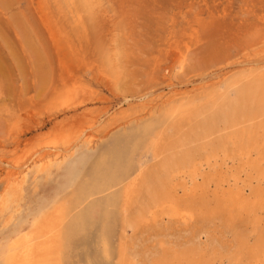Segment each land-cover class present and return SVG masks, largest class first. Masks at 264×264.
<instances>
[{
	"label": "rangeland",
	"instance_id": "1",
	"mask_svg": "<svg viewBox=\"0 0 264 264\" xmlns=\"http://www.w3.org/2000/svg\"><path fill=\"white\" fill-rule=\"evenodd\" d=\"M249 73H264V0H0V254L60 207L46 264H117L121 244L147 249L162 235L172 249L195 233L196 261L247 264L256 234L245 213L229 214L228 184L187 181L179 215L134 229L122 210L127 178L187 126L182 109ZM24 159L10 196L6 162Z\"/></svg>",
	"mask_w": 264,
	"mask_h": 264
},
{
	"label": "bare ground",
	"instance_id": "2",
	"mask_svg": "<svg viewBox=\"0 0 264 264\" xmlns=\"http://www.w3.org/2000/svg\"><path fill=\"white\" fill-rule=\"evenodd\" d=\"M85 1L79 0V3L84 5ZM245 79V82L240 83L241 79L232 78L225 82L222 90L207 93L204 99H198L200 102L193 108L188 106L191 110L182 109L178 120L186 119L187 126L170 133L168 141L160 148L155 146L153 158H158L157 161L151 166L148 164V167L140 164L134 170L136 174L126 179L122 210L124 228L134 229L149 219L153 222L158 221V218L170 219L179 215L181 206L178 207L180 201L176 193L178 189L185 191L187 181L191 184V190L208 185L210 181L215 183L217 189L228 184L231 190L222 193V196L229 214L245 213L256 234L254 242L248 247L245 245L247 242L240 241L249 254L247 264H264V73H249ZM166 135L168 132L164 137ZM71 144L66 145L64 151L69 150L73 146ZM27 159L22 162L14 160L12 164L6 162V165L16 169L7 173L9 187L5 186V189L10 190V196L16 195L18 180L29 164ZM228 162H231L230 172L223 170ZM2 163L0 157V168ZM45 167L47 163L43 164L42 170ZM199 179L202 180L201 184H198ZM240 180L243 181L241 186ZM12 184H16V188ZM245 188L250 190V195H245ZM182 205L191 207L192 201L186 200ZM58 208L40 213L33 222L34 230L29 234L19 232L9 239L0 254L3 257L1 264H46L47 252L56 244L53 231L56 232L59 225ZM198 234H193L189 243H180L177 240L180 236L176 235L175 247L172 249L165 247L166 243L160 238L162 235L156 237L157 245L147 249L132 247L128 252L125 245L121 244L117 264H136L137 258L145 264H212L210 256L204 261L194 258L195 254L205 250L197 241ZM209 241L211 243L206 245L208 248L211 246V251L215 242ZM231 256L227 258L230 264H242L239 257Z\"/></svg>",
	"mask_w": 264,
	"mask_h": 264
}]
</instances>
